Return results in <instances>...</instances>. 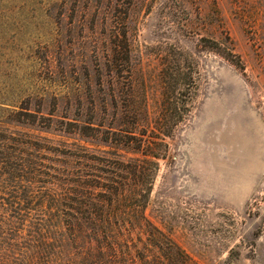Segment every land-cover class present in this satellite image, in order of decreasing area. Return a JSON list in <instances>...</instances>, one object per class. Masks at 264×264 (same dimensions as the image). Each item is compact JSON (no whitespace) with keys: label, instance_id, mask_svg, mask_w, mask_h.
Returning <instances> with one entry per match:
<instances>
[{"label":"rangeland","instance_id":"374dc122","mask_svg":"<svg viewBox=\"0 0 264 264\" xmlns=\"http://www.w3.org/2000/svg\"><path fill=\"white\" fill-rule=\"evenodd\" d=\"M186 57L190 112L145 212L194 264H264V0H0V180L36 195L100 155L128 95L154 119Z\"/></svg>","mask_w":264,"mask_h":264},{"label":"trees","instance_id":"16d2710c","mask_svg":"<svg viewBox=\"0 0 264 264\" xmlns=\"http://www.w3.org/2000/svg\"><path fill=\"white\" fill-rule=\"evenodd\" d=\"M219 54L241 67L235 54ZM194 68L187 57L175 61L154 119L146 105L129 104V94L99 139L108 148L72 153L74 162L60 165L36 195L17 184L21 174L0 180V264H194L145 212L159 161L168 157L165 137L190 112ZM0 155V162L8 156Z\"/></svg>","mask_w":264,"mask_h":264}]
</instances>
